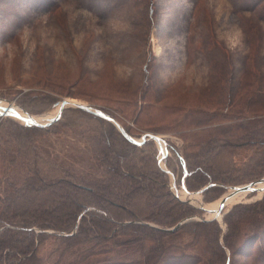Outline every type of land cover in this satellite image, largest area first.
<instances>
[{"label":"rangeland","instance_id":"1","mask_svg":"<svg viewBox=\"0 0 264 264\" xmlns=\"http://www.w3.org/2000/svg\"><path fill=\"white\" fill-rule=\"evenodd\" d=\"M234 1L0 0V105L13 106L17 112L30 111V116L44 123L57 113L59 102L53 100L68 99L109 113L135 140L144 134L158 136L161 146L148 139L145 145L129 147L128 151L152 164L157 149L158 172L168 192L185 211L193 212L191 221H214L218 228L217 242L222 252L216 251L220 258L202 254L201 245L189 234H182L179 240L184 252L205 264H222L223 256L230 257V264H264V226L256 225L264 223V213L257 215L258 222H249L248 243H238L236 237L229 239L230 245L226 246L223 238L228 229L225 217L233 207L263 202L264 192H252L241 201L225 205L218 216L198 209L220 201L231 187L263 178L264 146L233 149L224 166L229 170L225 176L234 182L224 189L218 184L219 189L207 196L203 191L198 193L199 180L188 178L192 189L198 191L184 188L179 181L177 158L170 149L181 157L190 154L192 161L199 144L195 136L204 140L210 132L224 133L232 124L236 127L244 123L243 118L246 124L258 123L261 118L264 121V102L252 111L254 116L234 108L241 119H225L228 112L223 108L250 49L234 16ZM212 44L217 48L211 52ZM250 50L264 74V28L263 38L255 41ZM221 54L231 58L237 68L234 72L224 70L221 74L211 68L213 64H223ZM229 73L235 75L234 80L229 79ZM68 109L72 108L63 110V119L45 127L48 131L36 138V145L56 164L82 175L94 171L98 174L99 166L91 151L93 143L85 150L84 138L92 136L93 130L78 138L82 130L68 131L65 124L83 119L86 128L105 126L65 112ZM18 123L23 124L13 117H0V200L27 176L23 160L15 157L11 161L2 152L10 154V145L16 142H6L8 133L26 132ZM89 156L94 171L90 169ZM89 178L92 177H86ZM184 190L192 196H183ZM60 252L51 242L43 247L40 256L44 264H52L60 259ZM116 252L112 258L99 256L86 264L140 258L138 251ZM74 258L71 252L62 262Z\"/></svg>","mask_w":264,"mask_h":264},{"label":"trees","instance_id":"2","mask_svg":"<svg viewBox=\"0 0 264 264\" xmlns=\"http://www.w3.org/2000/svg\"><path fill=\"white\" fill-rule=\"evenodd\" d=\"M233 12L248 47L253 49V43L263 38L264 0H235ZM214 48L217 46L212 44L210 51ZM250 49L243 61L242 73L232 85L227 106L223 108L228 112L225 119L231 122L241 119L235 115L234 108L241 111L244 109L241 114L254 116L252 111L264 102V74ZM219 58L223 64L211 65L213 70L222 74L224 70L234 72L237 69L225 54ZM227 76L230 80L235 78L230 73ZM53 101L60 102L59 99ZM95 109L110 116L130 137L136 139L112 115L99 108ZM23 111L33 115L30 111ZM65 112L85 117L99 127L105 126L103 129L86 128L83 119L65 124L68 131L82 130L78 138L87 130H93L92 136L84 138L85 150H88L90 142L93 143L91 151L98 163L99 173L94 171L90 156V169L94 174H78L56 164L47 155H43L35 141L48 130L18 123L26 132L22 135L14 131L8 133L6 142L11 139L16 142L10 145V154L1 149L9 160L13 161L15 157L23 160L27 176L18 188H13L0 200V264H44L40 251L51 242L61 251L60 259L52 264H86L99 256L112 258L119 250L138 251L140 258L131 261L116 259L107 264H205L184 252L179 241L182 234L192 235L193 240L201 245L199 250L202 254L206 252L212 258H220L216 251L221 249L214 221L189 220L172 232L165 231L191 217L193 212L185 211L168 192L165 179L158 172L157 149L150 164L148 159L138 158L128 151L129 147H141L146 141L140 146L131 144L110 122L92 113L78 109ZM64 114L56 122L63 119ZM261 119L258 123L249 121L236 127L232 124L228 131L217 135L210 132V136L204 140L195 136L199 144L192 161L188 158L190 154L181 157L170 148L177 158L179 181L184 188L187 191L196 189H192L188 178L199 180L200 189L209 185L203 191L205 196L218 190V184H221L222 189L232 185L234 179L225 176L229 170L224 166V161L233 149L264 146V121ZM34 131L38 132L31 137ZM167 160L168 156L164 158L166 164ZM168 170H171L170 167ZM87 176L92 178L86 179ZM263 213L264 201L233 207L225 217L228 229L223 236L224 244L229 246V239L236 237H239L238 243L241 240L248 243L249 232L246 229L249 222L255 219L258 222L257 215L262 216ZM259 224L264 226L262 221L256 223L257 226ZM71 252L75 253L74 260L62 262V258ZM223 258L222 264H230V257Z\"/></svg>","mask_w":264,"mask_h":264},{"label":"water","instance_id":"3","mask_svg":"<svg viewBox=\"0 0 264 264\" xmlns=\"http://www.w3.org/2000/svg\"><path fill=\"white\" fill-rule=\"evenodd\" d=\"M66 108H72V109H78V110H82V111H86L89 113H92L108 122H110L116 129L117 131L123 136V138H125L128 142H130L133 145H137L140 146L142 145L146 140L150 139L153 140L157 145H160V138L158 136L152 135V134H144L141 136L140 140H135L132 137H130L126 131L115 121L113 120L110 116H108L107 114H104L103 112L87 105L84 103H80V102H75V101H71L68 99H62L59 103H58V109H57V113L55 114V116L49 120H47L46 122L42 123V122H36L34 120V118L30 115H28L27 113L23 112L24 116H21L17 113H13L12 110H9V107L7 108H3V111L0 112V117H13L17 120H19L20 122H22L23 124L27 125V126H36V127H48L49 125H51L52 123L56 122L62 115V112L64 109ZM264 184V177L242 185V186H236V187H231L230 188V192L228 194H226L219 202V205L217 207V209L214 210H207L206 208L199 206L198 209L201 210L202 212H205L207 214H211V215H216L218 216L219 212L222 210V208L226 205L225 201L227 198H229L232 195H235L236 193H241V192H246V193H252V192H264V187H261L260 185ZM209 185H207L206 187H204L203 189H201L198 193H201L202 191H204ZM186 192V190H184ZM188 195H190V193L186 192ZM196 193V194H198ZM192 217H189L185 220H182L181 222H179L177 225H175L174 227L170 228V229H166L165 231L168 232H172L174 230H176L180 225H182L183 223L192 220ZM75 231V230H74Z\"/></svg>","mask_w":264,"mask_h":264},{"label":"bare ground","instance_id":"4","mask_svg":"<svg viewBox=\"0 0 264 264\" xmlns=\"http://www.w3.org/2000/svg\"><path fill=\"white\" fill-rule=\"evenodd\" d=\"M3 107H4V106L0 105V112L3 111ZM9 110H12L13 113H17V114H19V115L25 117V115H24L23 112H17V109H16L15 107H13V106H10V107H9ZM33 118H34V120H35L36 122H43V121H41L42 119H39V118H36V117H33ZM40 118H41V117H40ZM160 146H161V144H160ZM161 149H162V147H161ZM260 186H261V187H264V184H261ZM182 192H183V193H181V194H182L183 196L188 195V194L185 193V191H182ZM247 194H249V193H246V192L236 193L235 195H232V196H230L229 198H227L226 201H225V203H226V205L228 206V205H231V204H233V203H235V202L241 201V200H243V199L247 196ZM260 194H261V193L258 192V195H260ZM190 195H191V194H190ZM191 196H192V195H191ZM219 202H220V201H217L216 203H214V204H212V205H209L208 207H205V208H206V209H209V210H214V211H215V210L217 209L218 205H219Z\"/></svg>","mask_w":264,"mask_h":264}]
</instances>
